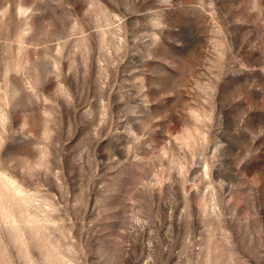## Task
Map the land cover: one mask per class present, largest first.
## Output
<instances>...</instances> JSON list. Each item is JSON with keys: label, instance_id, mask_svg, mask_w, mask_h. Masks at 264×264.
I'll list each match as a JSON object with an SVG mask.
<instances>
[{"label": "rangeland", "instance_id": "rangeland-1", "mask_svg": "<svg viewBox=\"0 0 264 264\" xmlns=\"http://www.w3.org/2000/svg\"><path fill=\"white\" fill-rule=\"evenodd\" d=\"M0 264H264V0H0Z\"/></svg>", "mask_w": 264, "mask_h": 264}]
</instances>
